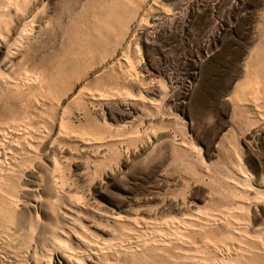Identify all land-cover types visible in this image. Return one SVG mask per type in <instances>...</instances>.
Here are the masks:
<instances>
[{"label": "rangeland", "instance_id": "1", "mask_svg": "<svg viewBox=\"0 0 264 264\" xmlns=\"http://www.w3.org/2000/svg\"><path fill=\"white\" fill-rule=\"evenodd\" d=\"M0 264H264V0H0Z\"/></svg>", "mask_w": 264, "mask_h": 264}]
</instances>
